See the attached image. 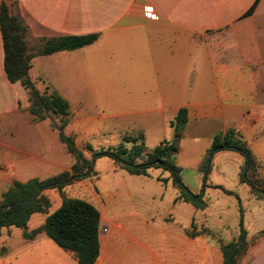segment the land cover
<instances>
[{
  "label": "crops",
  "instance_id": "0c3cea01",
  "mask_svg": "<svg viewBox=\"0 0 264 264\" xmlns=\"http://www.w3.org/2000/svg\"><path fill=\"white\" fill-rule=\"evenodd\" d=\"M5 2L9 13L26 27L28 52L56 36L98 35L93 43L78 49L35 55L28 70L39 91L43 90L38 85L45 83L68 102L70 115L64 132L77 147L82 138L87 141L111 133L142 132L144 137L158 124L168 126L173 134L169 122L184 107L187 120L179 137L202 140L209 147L215 134L233 128L264 178V0ZM148 8L154 17L145 11ZM60 69L70 70L71 76L55 78ZM93 101L108 113L93 115ZM75 103L78 112L73 110ZM28 106L25 91L5 76L0 36V195L14 181L44 179L66 169L54 170L57 143L62 144L57 132L47 120L32 121ZM72 122L84 125L79 134ZM33 129L41 138L34 137ZM172 149L176 164L183 169L177 155L185 148ZM221 151L231 150L215 153ZM238 158L235 177L245 185L238 180L244 164L243 157ZM97 160L104 162L93 160L94 176L79 182L87 196L77 197L99 213V252L94 264H222L221 245L236 238L240 216L248 245L238 264H264V236L255 235L263 226L249 234L237 194L209 180L211 161L204 186L202 176L194 189L186 185L205 200V207L196 209L175 201L178 191L161 168L134 175L111 160V170L102 173ZM42 193L50 206L47 213L30 216L27 231L40 226L61 203L53 189ZM210 194L236 199L230 222L223 219L217 226L210 224ZM248 198L252 199L249 188ZM201 226L212 234H190ZM22 232L14 226L0 227V264H78L73 253L58 247L43 232L31 239Z\"/></svg>",
  "mask_w": 264,
  "mask_h": 264
},
{
  "label": "trees",
  "instance_id": "16d2710c",
  "mask_svg": "<svg viewBox=\"0 0 264 264\" xmlns=\"http://www.w3.org/2000/svg\"><path fill=\"white\" fill-rule=\"evenodd\" d=\"M254 6V5H253ZM247 14H250L252 8ZM26 27L22 20L9 13L5 0H0V36L3 48V70L9 83L19 84L25 91L28 101V111L32 121L47 120L50 127L57 132L59 141L65 150L73 156L74 163L69 170L44 178H31L25 182L14 181L0 195V227L14 226L23 229L26 239L33 238L43 232L58 247L73 253L78 264H94L98 252L99 213L90 202L62 195V189L73 181L91 176V162L101 156L110 158L114 164L129 174L146 175L149 168H161L168 172L171 183L178 191L176 200L191 204L196 209L205 207L201 193H191L181 180V168L176 164L171 149L173 144L162 141L152 150L144 147L143 134H124L120 143L114 148L91 150L90 160L75 145L72 136L64 132L68 122L70 109L68 102L56 91H39L28 76L31 58L35 55H49L58 51H70L93 43L96 33L82 35H62L41 41L34 52H28L25 41ZM58 118V122L53 120ZM187 120L186 109L177 110L169 125L174 132L179 133ZM126 144H129L127 146ZM220 150H231L239 153L244 160L239 174V182L248 186L251 194L257 199H264V178L259 174L258 164L250 149L241 136L233 128L219 132L212 137L206 155L199 164L202 176V186L210 167L211 156ZM86 167L83 171L82 168ZM160 181L165 179L158 178ZM56 189L61 194L60 205L47 214L43 223L35 229L26 230V223L33 213H47L50 201L42 192ZM228 193V192H227ZM195 234H211L206 227L193 231ZM256 236H264V229ZM247 231L243 226L242 217L238 222L236 238L221 245L222 264H238L239 259L247 249Z\"/></svg>",
  "mask_w": 264,
  "mask_h": 264
},
{
  "label": "rangeland",
  "instance_id": "374dc122",
  "mask_svg": "<svg viewBox=\"0 0 264 264\" xmlns=\"http://www.w3.org/2000/svg\"><path fill=\"white\" fill-rule=\"evenodd\" d=\"M64 76L65 77L71 76L70 70H67L65 72V69H60V71L54 73L55 78L61 79ZM38 86L39 89L43 91L46 90L49 92L51 90L50 87L45 83H41ZM73 105H74L73 110L78 112L80 110L79 105L77 103ZM90 108L92 109L93 115L95 116H99L103 112L108 113L107 110L105 111L102 110L101 108H97L94 101L90 105ZM77 118L79 119V116H77ZM53 120L58 122V118L56 117H53ZM104 121L107 122L108 120H104ZM83 126L84 125L82 123L73 124L72 122V127H75L78 131L77 134L80 133V128ZM156 128L157 129H155L154 131L144 132L143 142H144L145 150L147 151L152 150L155 146L161 143V141H163L162 138H166L167 141L172 143L173 144L172 148H175L177 146L184 147L185 150L183 151V153L177 155L179 161L181 162V165L183 166V169L180 167L181 180L185 186L187 185L190 188L194 189L196 184H198V182L201 180L200 178L201 171L199 170V165L197 166L195 162L199 158L203 160V158L206 155V151L208 147L205 146L204 141L202 140L194 141L191 138L182 139L181 137H179L178 135L179 133L174 132L172 134V131L170 130V128H168V126H161L158 124ZM32 133L34 137L41 138V133H39L36 129H33ZM124 134L135 135L137 133H132V131H129ZM124 134L117 135L116 133H111L105 135L104 137L102 135H98L87 141L84 140V138H82V140L77 141V143L81 145L80 147L78 146V148L82 151L85 158L90 160L91 150H89L88 148L89 146L91 147L92 150H97L100 148L103 149L114 148L120 143L121 136ZM126 145L129 146V144ZM24 149L28 151L33 150L30 147L25 148V146ZM42 151H44V149H42ZM34 152H36V150H34ZM213 155L216 156H214V159L212 161L210 159L212 171H210L211 174L209 175V180L215 183L223 184L224 186L230 188L234 193L237 194V199H239L238 202L240 201L239 205L243 210L242 214L245 215L244 219L249 234H253L261 226H263L264 228V201L252 200V199H257L252 194H251L252 199H249L247 186L239 184L235 177V171L239 164L238 163L239 161L237 159H240L238 158L240 157V155L235 151H221L218 152L217 154L214 153ZM97 159H102L104 161V162H100V160H97L99 161L97 162V167H99V170L102 173H106V171L111 170L110 167L112 165L111 164L112 162L110 158L106 156H101L98 157ZM55 161L58 164V167H56L54 170H59V168L61 167H66V169L64 170H69L71 165L74 163V158L64 149V146H62V144L57 143ZM105 161H109L107 162L109 164H106ZM91 163H92L91 169L93 172L91 176H94L95 174L94 161H92ZM82 170L85 171L86 167L82 168ZM151 172L157 173L158 170H151ZM85 178L87 177L75 180L71 184L65 186L62 189V195L67 197H86L87 196L86 192H84V190H82L81 187L79 186V182L81 180L83 181V179L85 180ZM53 191H55V193H57V195L61 198V194L56 189H53ZM209 198L211 201V205H210L211 215L209 216L210 224L217 226L218 224L221 223V221H223V219L230 222L234 211V204L236 199L234 200L233 197H229V196H221V194H213V195L210 194ZM257 200H264V199H257ZM202 227H206V226H201V228Z\"/></svg>",
  "mask_w": 264,
  "mask_h": 264
},
{
  "label": "built area",
  "instance_id": "2783aa9c",
  "mask_svg": "<svg viewBox=\"0 0 264 264\" xmlns=\"http://www.w3.org/2000/svg\"><path fill=\"white\" fill-rule=\"evenodd\" d=\"M145 11H146L147 13H149L151 17H154V15H153V14H151V10H150L149 8H148V9H146Z\"/></svg>",
  "mask_w": 264,
  "mask_h": 264
},
{
  "label": "water",
  "instance_id": "95a60500",
  "mask_svg": "<svg viewBox=\"0 0 264 264\" xmlns=\"http://www.w3.org/2000/svg\"><path fill=\"white\" fill-rule=\"evenodd\" d=\"M172 150H174V149H172ZM91 166H92V163L90 164L89 168H91Z\"/></svg>",
  "mask_w": 264,
  "mask_h": 264
}]
</instances>
